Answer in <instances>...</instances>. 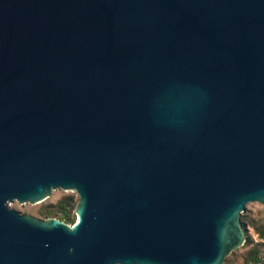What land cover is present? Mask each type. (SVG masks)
Wrapping results in <instances>:
<instances>
[{"label":"water","instance_id":"water-1","mask_svg":"<svg viewBox=\"0 0 264 264\" xmlns=\"http://www.w3.org/2000/svg\"><path fill=\"white\" fill-rule=\"evenodd\" d=\"M250 202L264 0H0V264H224Z\"/></svg>","mask_w":264,"mask_h":264},{"label":"rangeland","instance_id":"rangeland-1","mask_svg":"<svg viewBox=\"0 0 264 264\" xmlns=\"http://www.w3.org/2000/svg\"><path fill=\"white\" fill-rule=\"evenodd\" d=\"M78 201L77 192L59 188L54 189L41 203H20L15 200L10 206L21 214L39 218H44L40 211L48 208L54 217L73 224L78 220L76 214ZM241 224L245 232V244L234 250L224 264H264V204L248 203L247 211L241 216Z\"/></svg>","mask_w":264,"mask_h":264},{"label":"trees","instance_id":"trees-1","mask_svg":"<svg viewBox=\"0 0 264 264\" xmlns=\"http://www.w3.org/2000/svg\"><path fill=\"white\" fill-rule=\"evenodd\" d=\"M40 213L42 214V216H43L44 218L54 217V216L52 215L51 210H49L48 208H44V209H42V210L40 211Z\"/></svg>","mask_w":264,"mask_h":264}]
</instances>
